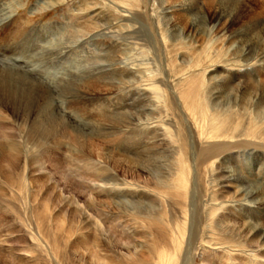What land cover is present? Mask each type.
<instances>
[{
	"label": "rangeland",
	"instance_id": "374dc122",
	"mask_svg": "<svg viewBox=\"0 0 264 264\" xmlns=\"http://www.w3.org/2000/svg\"><path fill=\"white\" fill-rule=\"evenodd\" d=\"M38 1L0 0L1 13L7 16L0 20V62L13 63L32 77L27 68L44 74L45 80H39L49 90L54 111L65 124L85 134H51L50 138L44 134L33 144L11 119V112L0 105V146L6 155L0 157V264H97L94 257L107 264H155L127 258L121 250V243L131 248L139 241H156L152 234L143 237L149 231L129 206V200L152 202L156 186L142 182L144 173L134 179L126 161L167 149L171 144L167 132H171L179 138L182 159L191 168L189 190L196 182L194 172L198 184L206 188L209 177L196 171L195 152L203 151L207 143H198L192 135L198 134L196 117L184 109L179 93L191 90L201 78L199 62L208 64L214 54L215 62L233 57L231 46L241 38L240 20L224 23L222 31L212 33L213 22L205 7L202 15L207 17L197 20L195 10L187 15L175 11L177 0H40L36 5ZM165 10L172 13L164 14ZM193 18L199 27L191 29ZM251 38L256 51L262 52L259 61L225 67L222 75L229 72L244 82L249 80L244 70H253L255 77L264 78V47L260 46L264 40ZM209 75L205 72V78ZM221 91L224 97L228 90ZM227 105L221 111H227ZM121 111L140 120L128 127L119 125L112 119ZM239 119L240 126L264 130V113ZM255 136L259 145L230 147L217 165L236 169L241 177L261 179L263 185L264 171L256 173L255 162L264 168V134ZM13 156L17 159L11 161ZM175 156L168 151L165 159L173 164ZM241 185L234 181L229 193ZM165 200L167 216H183L170 195ZM247 203H230L234 217L244 213L245 219L254 222L262 217L258 222L264 223V210L244 212ZM221 228L225 236L242 243L230 226ZM240 245H206L205 260L188 254L185 264H264V250L256 253ZM138 252L146 258L153 254L144 243Z\"/></svg>",
	"mask_w": 264,
	"mask_h": 264
},
{
	"label": "bare ground",
	"instance_id": "6f19581e",
	"mask_svg": "<svg viewBox=\"0 0 264 264\" xmlns=\"http://www.w3.org/2000/svg\"><path fill=\"white\" fill-rule=\"evenodd\" d=\"M39 1L36 5L39 4ZM249 2H253V4L250 5ZM174 5L175 11H185L186 15L195 10L194 16L197 20L198 18L205 20L207 17V15H202L203 7H205L210 20L213 22L212 33L222 31L225 28L224 23L228 24L229 21L240 20L237 33L241 35V38L237 39L239 40L237 45L231 46L233 47L232 55L230 54L233 56L232 58L229 57L224 62L222 60L215 62L213 59L216 54H214L209 58L208 64L197 61L200 63L198 67H203L201 78L196 79L197 84L191 90L188 89L179 93L184 109L190 117H196L193 119L196 121L198 134L192 135L196 136L198 143H207V147L203 151L195 152L196 171H204L209 177L206 179V188L203 189L198 184V173L194 172L196 182L194 187L189 190L191 168L186 167L185 161L182 159V148L184 149V147L181 146L179 138L175 139L171 132L170 134L167 132L171 143L167 149L158 152L154 150L152 156L143 159L129 157V161L126 162L129 164L128 167L133 178L137 180V177L140 178V175L144 173L142 182L156 186L154 189L156 197L152 202L142 201L143 199L139 202L129 200L130 211H133L142 221L141 227L149 231L144 232L143 237H149L152 234L155 238L153 241H156L155 243H148L147 240L139 241L131 246L133 252L130 251L129 244L121 243V250L124 251L123 254L127 258L134 256L137 262L151 261L155 264H177L179 259L182 260V264H185L188 254L190 257L205 260L206 255H209L206 245L238 247L242 244L240 246L244 249L259 253L264 250V223L258 222L262 217L254 222L242 217L244 213L240 215L241 217H234L230 203L235 202V200L249 202L242 207L244 212L259 211V208L264 210V184L261 185L263 183L261 179L254 180L255 177L251 179L249 176L241 177L240 172L236 169L231 171L223 165H217V163L221 160L219 156L230 147L257 146L259 142L256 140L258 137L256 138L255 134L259 136L264 134L262 129H247L250 125L240 126V122L236 121L239 118L243 121L247 117L264 113V109H260L261 106L264 108V78L255 77L257 74H253V70H244V75L247 74L249 79L247 81L245 79L244 82L237 81V77L230 76L233 74L229 72L227 76L222 75V72L226 71L225 67L229 69L241 68L253 60L254 63L259 61L262 52L256 51V44L250 39L253 37L254 40L256 37L264 40V21L260 16L264 15V3L258 0H208L207 3L196 2L195 0H177ZM172 7H168V9ZM166 13H172V11L165 10L164 14ZM6 18L7 16H4L0 10V20L4 22ZM132 18L135 21L136 15L133 14ZM189 24L191 29L199 27L194 18L189 21ZM200 32L199 30L198 33ZM211 42L213 41L211 40ZM260 46L264 47V44L260 43ZM203 48L205 49V47ZM11 64L0 62V105L11 112V119L18 122V126L21 127L19 130L26 134L30 142L38 144L43 139L44 134H48V138L51 137V134H85L80 128H71L70 125L65 124L59 112L54 111L49 90L39 80L43 77L45 80L44 74L41 75L34 67L27 68V71L33 74L34 77H32L29 76L30 74L27 75L28 73L25 72V74L19 70L16 65ZM217 67H223V70L217 71ZM205 72L206 74L210 72L211 75L205 78ZM225 79L227 81L221 83ZM221 88L228 90L224 97L221 95ZM80 91L82 90L80 89ZM222 101V105H230L227 111H221L222 105L219 103ZM112 120L118 122L119 125L128 127L134 125L135 121L140 120V118L134 113L122 112ZM182 136L184 137L183 134ZM237 136L244 138L238 140ZM75 137L79 138L77 135ZM236 141L238 142L232 143L230 146L231 142ZM173 144H176L175 149H173ZM168 148L172 150H168ZM4 150V146H0V157L6 156ZM168 151L176 155L173 164L165 159V154ZM247 154L250 156L253 153L249 150ZM15 159L17 157L13 156L11 161ZM255 164L256 173H262L264 168L260 162H255ZM164 171L165 174H163ZM234 181L240 182L242 185L229 193V188ZM168 195L171 196V203L180 207L182 217L166 215L165 205L167 202L165 197ZM187 196H190L188 202H186ZM182 198L186 202V204L184 203L185 207L180 200ZM155 202L157 204H151ZM162 204L164 206L161 207ZM160 212L162 213L160 214ZM158 215H166V217L162 219L160 216L157 217ZM224 226H230L233 235L242 239V243H236L237 241L232 240L231 236H225L221 228ZM143 243L148 244L149 249H152L153 254L149 258L138 255ZM166 246L172 247V250ZM179 250L182 251L181 257L178 256ZM94 259L97 264H107L104 259H97L96 257Z\"/></svg>",
	"mask_w": 264,
	"mask_h": 264
}]
</instances>
